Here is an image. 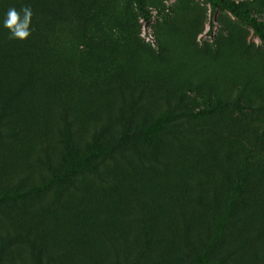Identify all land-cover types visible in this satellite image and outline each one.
I'll return each instance as SVG.
<instances>
[{
  "label": "rangeland",
  "instance_id": "374dc122",
  "mask_svg": "<svg viewBox=\"0 0 264 264\" xmlns=\"http://www.w3.org/2000/svg\"><path fill=\"white\" fill-rule=\"evenodd\" d=\"M141 1L145 9L137 0H71L51 11L56 17L51 19L55 33L47 50L50 61L57 63L58 70L62 68L60 72L84 74L95 84L82 89L87 98L76 115L81 130L85 131L90 119L100 128L108 122L104 114L113 113L121 87L137 88V96L145 98L149 104L146 123L168 106L199 110L227 102L219 117L206 119L210 126L224 125L214 135L243 139L264 135V40L244 14L233 13L221 0ZM228 1L255 16L264 31V0ZM4 2L0 0V16ZM48 8V0H15L13 10L18 23L25 11L30 12L27 27L38 34V15ZM7 14L6 21L10 19ZM13 34L7 23L0 26V44L1 39L9 43ZM79 42L87 45L84 52L79 51ZM23 104L16 103V119L24 114L33 121L42 116L49 119L51 105L43 109ZM116 126L113 121L100 137L102 145ZM195 126L192 122L184 125L193 133L210 135L207 123L202 129ZM156 139L157 160L144 158L138 165L132 158L127 169L104 160L115 185L102 186L82 174V196L72 194L64 207L51 204V194H40L23 204L1 208L0 245L3 239L8 243L0 264H115L114 249L124 250L122 263L130 262L139 231L126 217L139 212L140 201L147 203L154 236L143 264H192L185 241L175 232L186 228L197 248L214 232L204 203L222 206L225 200L224 188L216 178L221 160L212 150L190 145L185 164L174 170L176 135L162 133ZM30 146L29 139L21 138L0 148V193L17 184L26 187L38 182L27 164ZM61 150L65 158L75 154L64 147ZM259 164L262 174L257 177L264 188V156ZM172 175H178L177 183L170 182ZM260 187L253 186L251 201L235 211L246 214L245 221L232 225L217 253L221 255L247 237L248 242L228 264H264V240L254 239L257 234L264 239Z\"/></svg>",
  "mask_w": 264,
  "mask_h": 264
},
{
  "label": "trees",
  "instance_id": "16d2710c",
  "mask_svg": "<svg viewBox=\"0 0 264 264\" xmlns=\"http://www.w3.org/2000/svg\"><path fill=\"white\" fill-rule=\"evenodd\" d=\"M14 1L5 0L3 16H0L1 27L6 24L7 13L14 11ZM69 1L71 0H48V10L38 15L41 23L38 34L32 33L27 27V35L24 37L14 33L9 43L1 39L0 148L12 145L21 138L29 139L32 149L28 152L27 164L33 168L38 182L26 187L17 184L11 189H3L0 193V209L23 204L40 194H51L49 202L64 207L72 194L82 196L79 177L82 174H86L89 180H96L102 186L115 185L117 181L105 168L104 160L107 159L111 166L120 165L122 169L131 166L132 158L135 164L141 165L142 159L146 158L150 161L155 158L157 150H160L156 136L171 133L176 135L177 139L173 169L177 170L180 165L185 164L184 157L190 152V145L198 146L202 151L212 150L221 160L216 178L225 192L223 207L218 202L204 203L205 210L214 223V232L209 235L207 242L202 243L199 248L195 247L187 236L186 228L181 233L175 232V234L185 241L187 255L192 264H228L248 242L247 237H243L229 250L221 255L217 254L232 225L245 221L246 214L238 215L239 213L235 211L239 206L251 201L253 197L251 188L256 184H260L259 190L264 193L262 179L257 177V174H262L259 158L264 156V135L253 134L244 137L246 141L242 137L223 138L214 135V132L224 125L211 123L210 126L206 119L208 116L219 117L223 108L227 107V102L199 110L186 108L183 110L168 106L156 118L146 123L143 119L149 110V104L145 98L142 95L137 96V88L124 90L121 87L113 113L104 114L108 122L100 128L98 122L90 119L89 124L85 125V131L81 130L76 115L87 98L82 89L94 87L93 78L73 71L60 72L62 68L58 70L57 63L51 62L47 55L49 40L51 41L50 38L55 33L51 19L56 16L51 11ZM137 1L140 7L145 9L143 2ZM221 1L233 13H243L254 27L255 33L264 40L261 21L240 10L234 1ZM26 2L24 1L23 4ZM78 44L80 52L87 49L85 42ZM18 101L25 104L28 102L43 109L51 105L52 110L47 113L50 114L49 119L42 116L41 119L33 121L25 114L16 119L14 112L18 107L16 106ZM113 121H116L117 125L113 129L115 133L112 132L113 134L102 145L99 141L100 137L108 131ZM191 122L196 124V129H202L207 123L210 135L203 136L198 132L196 134L184 127L186 123ZM182 140H187L186 143L189 145L186 146ZM63 147L75 153L73 157H62ZM78 154L79 157L76 159ZM60 160L61 163L64 162L63 165L59 164ZM177 177L178 175H172L170 182L177 183ZM147 201L151 202V200ZM262 203L264 205V199ZM146 204L145 201L138 202L139 212L130 213L126 217L127 223L138 226L139 240L135 245V255L130 262L122 263L124 250L120 252L119 249H114L115 264H143L147 253L152 249L153 224ZM258 238L264 240L261 234L255 235L254 239L257 242H259ZM7 243V240L3 239L0 245V257H4L2 254ZM14 249L15 244L12 245V253Z\"/></svg>",
  "mask_w": 264,
  "mask_h": 264
},
{
  "label": "clouds",
  "instance_id": "9594fccd",
  "mask_svg": "<svg viewBox=\"0 0 264 264\" xmlns=\"http://www.w3.org/2000/svg\"><path fill=\"white\" fill-rule=\"evenodd\" d=\"M10 19L6 21L7 25L13 28V32L20 37H24L27 35V25H28V18L30 16V12L25 11V15L23 19L18 23V16L15 11L9 13Z\"/></svg>",
  "mask_w": 264,
  "mask_h": 264
}]
</instances>
